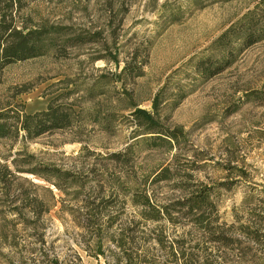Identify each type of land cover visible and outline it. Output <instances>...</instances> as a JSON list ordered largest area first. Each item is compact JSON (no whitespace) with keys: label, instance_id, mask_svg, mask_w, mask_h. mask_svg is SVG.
I'll return each instance as SVG.
<instances>
[{"label":"rangeland","instance_id":"obj_1","mask_svg":"<svg viewBox=\"0 0 264 264\" xmlns=\"http://www.w3.org/2000/svg\"><path fill=\"white\" fill-rule=\"evenodd\" d=\"M108 1L21 0L22 13L32 24L44 22L83 34L87 30H101V34L95 41L68 48L67 57L48 52L4 68L0 103L16 104L27 113L44 109L52 98L72 89L74 84L70 80H75L80 90L67 98H77L73 108L79 113L76 121L80 130H57L32 140L0 139V158L11 159L17 151L24 150L34 155L36 161L62 168L87 160L106 164L109 172H123L122 165L104 162L101 156L134 142L133 125L127 118L131 102L151 110L152 96L163 86L166 100L160 105L159 117L165 125L182 127L184 136L172 147H138L134 151V166L139 181L148 176L146 186L162 204L182 198L189 182L214 186L212 198L218 205L220 220L233 222L232 210L239 206L246 190L264 186V100L245 101L244 96L245 91L253 88L264 93V41L242 51L231 66L208 79L197 75L193 64L210 52L211 42L253 0H110L114 2L111 13L107 10ZM113 41L120 51L117 71L123 66L126 53L137 44L147 47L146 61L139 76H123L130 100L122 97L117 101L110 91L98 97L96 108L101 113L97 115L99 121H92L94 102L84 95V89L94 77L106 73L97 69L106 63L91 58L112 50ZM105 68L116 71L112 62ZM120 86L118 83L117 88ZM174 100L176 104L172 103ZM108 112L115 114L110 121L100 119ZM83 146L93 151L86 160L80 154ZM235 165L245 169V177L227 168ZM162 167L169 168L170 178L151 182ZM24 176L44 183L37 176ZM224 181L233 185L228 189L221 187ZM52 189L55 197H59V192ZM56 208L49 213L46 239L53 243L44 252L47 258L62 259L72 253L69 249L72 246L81 256L82 264H105L102 257L89 256L72 243L71 235L55 213ZM163 227L171 237L183 236L187 247L201 241L197 232H190L189 225L165 221ZM20 242L31 248L34 240L24 234ZM21 254L22 260L35 258L29 264H42L40 251ZM14 264H22L19 257Z\"/></svg>","mask_w":264,"mask_h":264},{"label":"trees","instance_id":"obj_2","mask_svg":"<svg viewBox=\"0 0 264 264\" xmlns=\"http://www.w3.org/2000/svg\"><path fill=\"white\" fill-rule=\"evenodd\" d=\"M106 6L111 13L114 2L109 0ZM22 9L21 0H0V82L4 68L13 62L48 52L67 57L68 48L100 37L101 30H87L83 34L44 22L32 24ZM263 41L264 0H253L211 42L210 52L196 60L194 71L203 79L211 78L231 66L242 51ZM114 44L113 41L112 50L91 58V61L102 59L106 65L112 62L116 67V71L106 69V65L98 67L106 73L94 77L84 89V95L94 102L92 121H99L97 115L101 113L96 108L98 97L110 91L117 101L122 97L130 100L123 76H139L146 61L147 47L137 44L126 53L123 66L117 71L120 51ZM70 82L74 84L72 89L58 94L44 109L32 113L18 109L16 104L0 103V139L32 140L57 130H80L76 121L79 113L73 108L77 98H67L80 89L75 80ZM163 93V86L154 93L151 110L131 102L127 118L133 125L134 142L106 156L100 155L104 162L122 165L123 172H109L103 163H88L86 159L93 151L85 146L80 154L86 162L69 168L36 161L34 155L24 150L17 151L11 159L0 158V264H14L16 257L22 264L35 261L32 257L29 261L22 260V251H40L42 264H82L81 256L72 246H69L72 253L62 259H49L44 253L53 243L47 241L46 234L49 213L55 207L72 243L89 256L102 257L105 264H260L264 261V186L246 190L239 206L232 210L233 222L227 224L220 220L218 205L212 198L214 186L189 182L184 184L187 193L182 198L162 204L147 188L148 176L139 181L134 151L141 146L172 147L184 136L182 127L165 125L159 117L160 105L166 100ZM244 96L245 101L264 100L262 90L255 88L245 91ZM114 116V112L103 113L100 119L108 122ZM227 168L246 176L240 166ZM25 174L37 176L44 183H36ZM186 176L191 178L190 174ZM169 178V168L162 167L151 182ZM231 185L233 182L220 184L227 189ZM52 187L59 197H55ZM165 221L189 225L190 232H197L201 241L185 246L187 240L183 236L175 238L165 232ZM24 234L34 240L31 248L21 244L20 237Z\"/></svg>","mask_w":264,"mask_h":264}]
</instances>
